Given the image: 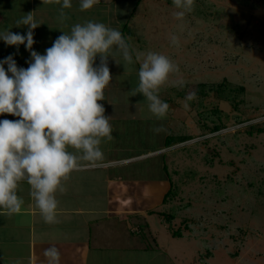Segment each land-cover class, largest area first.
Wrapping results in <instances>:
<instances>
[{
	"label": "rangeland",
	"instance_id": "obj_1",
	"mask_svg": "<svg viewBox=\"0 0 264 264\" xmlns=\"http://www.w3.org/2000/svg\"><path fill=\"white\" fill-rule=\"evenodd\" d=\"M136 2L111 6L109 27L122 33L133 62L110 50L120 63L107 86L118 92L109 106L114 139L101 145L116 147L120 156L161 148L135 159L143 160L136 162L139 171L166 175L175 189L167 203L151 208L149 232L140 236L151 248L141 253L144 263L264 264V131L256 130L264 128V0H195L183 20L175 19L177 9L167 0ZM172 34L179 46L171 43ZM148 51L179 66L159 92L169 105L163 120L149 111L142 93L131 96L139 83L137 56L142 60ZM177 80L185 81L182 88L174 86ZM192 93L196 98L185 108ZM218 123L222 128L210 132ZM160 126L163 131H153ZM169 134L191 138L165 147ZM159 212L175 217L168 222ZM178 229L181 236L173 235Z\"/></svg>",
	"mask_w": 264,
	"mask_h": 264
},
{
	"label": "clouds",
	"instance_id": "obj_2",
	"mask_svg": "<svg viewBox=\"0 0 264 264\" xmlns=\"http://www.w3.org/2000/svg\"><path fill=\"white\" fill-rule=\"evenodd\" d=\"M42 2L61 5V23L69 18L64 9L72 7L71 0ZM98 2L80 0V10H89ZM172 2L177 20H183L195 7V0ZM40 24L29 12L15 22L16 27L28 26L26 35L8 29L0 31V39L6 45L18 48L24 44L31 55L27 68L18 67L12 55L0 60V115L19 117L0 120V215L10 217L21 212L24 199L17 190L21 182H27L43 221L55 224L59 203L56 193L64 191V182L81 161L102 159L101 144L114 139L110 116L98 103L105 99V89L112 79L108 67L110 50L117 48L127 64L133 62V56L118 29L91 20L74 24L69 33L63 32L55 39L45 54H39L33 50V30ZM170 41L179 46L175 34L170 35ZM97 55L100 63L94 66ZM137 59L139 83L131 90V96L142 93L149 111L163 120L169 105L159 92L179 66L154 51L143 54L142 60L138 55ZM184 84L183 80L174 82L176 87ZM195 98V93L186 96L184 107H189L187 101ZM163 130L162 126L153 129L157 133ZM44 256L49 264H59L57 248L45 249ZM15 264L21 262L17 260Z\"/></svg>",
	"mask_w": 264,
	"mask_h": 264
},
{
	"label": "crops",
	"instance_id": "obj_3",
	"mask_svg": "<svg viewBox=\"0 0 264 264\" xmlns=\"http://www.w3.org/2000/svg\"><path fill=\"white\" fill-rule=\"evenodd\" d=\"M114 1L99 0L91 9L81 11L80 0H71L72 7L64 9L69 18L57 24L53 19L59 17V4H44L42 0H0V31L8 29L26 35L28 26L16 27L15 22L31 12L41 23L33 30V50L45 54L54 38L70 32L78 16L112 26ZM9 55L18 67L29 66L31 55L24 44L17 48L0 39V60ZM96 60H100L99 55ZM116 61L119 62L108 57L111 76L115 69L118 71ZM4 67L7 69V65ZM115 96L118 92L107 87L105 99L98 101L104 105L107 116L112 114L109 106ZM2 119L17 120L19 117L3 114L0 115ZM101 148L102 159L81 161L80 167L64 182V191L56 193L58 223H45L30 196V185L27 182L19 184L17 195L24 199L21 212L10 217L0 215V264H15L17 260L21 264H49L44 256L49 247L59 250V264H145L146 256L141 253H148L151 248H146L140 236L146 230L149 232V211L156 203H163L170 184L166 175H151L147 168L139 171L136 162L143 160L135 159L161 148L130 156H120L116 147L101 145ZM160 168L163 169V163ZM142 223L146 225L144 229Z\"/></svg>",
	"mask_w": 264,
	"mask_h": 264
},
{
	"label": "trees",
	"instance_id": "obj_4",
	"mask_svg": "<svg viewBox=\"0 0 264 264\" xmlns=\"http://www.w3.org/2000/svg\"><path fill=\"white\" fill-rule=\"evenodd\" d=\"M137 2V4H139V2H140V0H136ZM167 2L169 3V4H173V2H172V0H167ZM123 29L125 30L126 29V25H124V27H123ZM221 86H222V84H221ZM203 87L201 86V88H200V86H198L197 87V89H196V92L199 94V93H202L203 92ZM204 127H208L206 124H204ZM222 128V124H220V123H218V124H215L213 127H211V128H208L209 130H210V132H216V131H218V130H220ZM252 129H254V126H251V128H250V132H252ZM256 130L257 131H259V132H263L264 131V128L263 127H257L256 128ZM191 137L189 136V135H171V134H169V135H167L166 137H165V147H170V146H173V145H175V144H177V143H179V142H184V141H186V140H188V139H190ZM164 156V155H163ZM163 170H165L166 172H167V165L165 164V163H163ZM170 187H169V189H168V191L165 193V195H164V197H163V203H167V201L170 199V197H173V195H174V193H175V189H174V187H173V184L171 183V181H170ZM153 212H155L154 210H150L149 211V213L150 214H152ZM160 214H164V218L168 221V222H170L174 217H175V215L173 214V213H168V212H165V213H163V212H159ZM173 235H175V236H181V232H180V230L178 229V230H176L174 233H173Z\"/></svg>",
	"mask_w": 264,
	"mask_h": 264
}]
</instances>
